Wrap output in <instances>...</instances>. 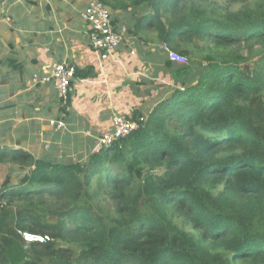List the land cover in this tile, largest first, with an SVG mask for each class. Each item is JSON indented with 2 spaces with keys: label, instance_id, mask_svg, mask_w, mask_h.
Segmentation results:
<instances>
[{
  "label": "trees",
  "instance_id": "16d2710c",
  "mask_svg": "<svg viewBox=\"0 0 264 264\" xmlns=\"http://www.w3.org/2000/svg\"><path fill=\"white\" fill-rule=\"evenodd\" d=\"M100 1L125 12L123 25L112 14L111 23L126 38L142 33L188 59L205 40L204 63L162 50L173 84H158L127 115L134 130L83 159L1 145L0 163L24 172L0 183V264H264V136L240 105L263 93L264 57L226 55L234 45L264 46V12L221 19L185 13L186 0ZM93 76L91 66L74 67L63 113L75 80ZM105 190L115 203L110 221L90 197ZM22 232L49 239L26 243Z\"/></svg>",
  "mask_w": 264,
  "mask_h": 264
},
{
  "label": "crops",
  "instance_id": "0c3cea01",
  "mask_svg": "<svg viewBox=\"0 0 264 264\" xmlns=\"http://www.w3.org/2000/svg\"><path fill=\"white\" fill-rule=\"evenodd\" d=\"M88 1L0 0V146L35 157L83 159L115 114H130L153 99L158 84H173L161 44L144 42L142 33L130 32L114 60H102L80 18ZM111 14L119 27L126 22L125 12ZM63 60L95 72L75 80L66 113L54 83L38 81Z\"/></svg>",
  "mask_w": 264,
  "mask_h": 264
},
{
  "label": "built area",
  "instance_id": "2783aa9c",
  "mask_svg": "<svg viewBox=\"0 0 264 264\" xmlns=\"http://www.w3.org/2000/svg\"><path fill=\"white\" fill-rule=\"evenodd\" d=\"M80 18L87 25V38L89 44L95 50L99 51L102 60L113 59L115 50L127 41L125 28L116 30L111 23V12L109 8L100 0H89L86 6L80 12ZM164 53L167 54L169 60L178 63L185 62L182 54L176 53L172 49L162 43L160 46ZM74 67L68 61L63 60L55 63L49 69V72L38 79L39 82H48L52 80L61 99L65 100L67 91L70 86V79L74 76ZM50 124L57 127L64 126L60 120H50ZM137 127L135 120L124 114H115L110 123L109 130L104 131L98 138L93 147L98 152L105 146L117 141L119 138L126 136ZM23 240L28 243L32 241L44 242L49 239L48 235L32 234L28 232L21 233Z\"/></svg>",
  "mask_w": 264,
  "mask_h": 264
},
{
  "label": "rangeland",
  "instance_id": "374dc122",
  "mask_svg": "<svg viewBox=\"0 0 264 264\" xmlns=\"http://www.w3.org/2000/svg\"><path fill=\"white\" fill-rule=\"evenodd\" d=\"M183 11L187 14L193 15L195 10L201 11L205 15L225 19L229 14L235 15L237 18L243 16L256 17L264 12V0H241L239 2H232L230 0H186L185 3L181 6ZM205 40H198L200 47L202 48L199 51V47L195 53L187 58L185 57V63L198 61L202 62V50H205L204 44ZM162 45V44H161ZM198 45V46H199ZM189 46V45H187ZM219 54H225V51L219 52ZM183 55V54H182ZM226 55L238 56L241 62H255L258 59L264 57V46L259 43L254 44H241L234 45L226 50ZM170 81V80H169ZM173 81V80H172ZM241 106L245 107V111L248 113L251 125L257 129L264 136V91L263 93L249 101L240 103ZM259 109L262 112V118L260 120L253 117L250 112ZM50 122V121H49ZM92 151L93 148H92ZM154 169L153 171L159 174L162 171V166ZM21 168L18 165H12L8 162L0 163V183L5 179L7 175H10L11 180L16 182L22 176ZM133 181V180H132ZM136 181L131 183V186L135 185ZM89 196V195H87ZM91 197V202L97 211L107 220L110 221L115 215V203L109 197L108 190H105L98 199ZM40 208H47L46 206H40Z\"/></svg>",
  "mask_w": 264,
  "mask_h": 264
}]
</instances>
